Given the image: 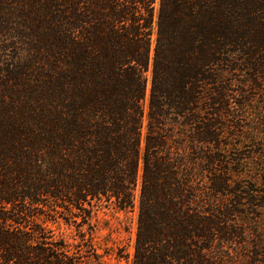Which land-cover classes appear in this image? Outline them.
Masks as SVG:
<instances>
[{"label":"trees","instance_id":"16d2710c","mask_svg":"<svg viewBox=\"0 0 264 264\" xmlns=\"http://www.w3.org/2000/svg\"><path fill=\"white\" fill-rule=\"evenodd\" d=\"M251 94L264 0H0V264H104L52 227L100 202L137 206L130 264H264L233 183Z\"/></svg>","mask_w":264,"mask_h":264},{"label":"rangeland","instance_id":"374dc122","mask_svg":"<svg viewBox=\"0 0 264 264\" xmlns=\"http://www.w3.org/2000/svg\"><path fill=\"white\" fill-rule=\"evenodd\" d=\"M252 101L246 104L241 101L237 107V128L232 140L234 143L237 174L233 177V183L252 188L251 194L258 197L256 203L264 201V124L258 125L261 132L256 139H251L252 132L257 125H251L254 111L260 114L259 119L264 123V95L261 100L257 94L250 96ZM239 100L243 95L238 96ZM255 108V110L253 109ZM146 115L144 117L142 136L145 133ZM255 214H260L263 209L254 206ZM263 214V213H262ZM60 220L52 227L56 234H60L73 242L85 241L87 245L95 247L102 255L104 264H130L133 253V244L136 232L137 206L120 210L113 204L100 202L94 208L92 217L87 223L66 222L67 217L61 214ZM262 220V216L259 217ZM264 221V219H263ZM84 240H81V238Z\"/></svg>","mask_w":264,"mask_h":264}]
</instances>
